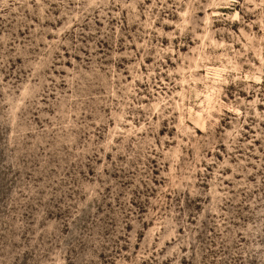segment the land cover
I'll use <instances>...</instances> for the list:
<instances>
[{
    "label": "rangeland",
    "instance_id": "rangeland-1",
    "mask_svg": "<svg viewBox=\"0 0 264 264\" xmlns=\"http://www.w3.org/2000/svg\"><path fill=\"white\" fill-rule=\"evenodd\" d=\"M0 264H264V0H0Z\"/></svg>",
    "mask_w": 264,
    "mask_h": 264
}]
</instances>
